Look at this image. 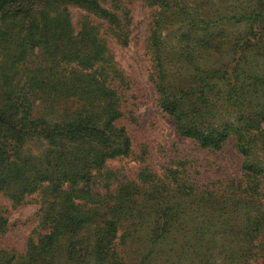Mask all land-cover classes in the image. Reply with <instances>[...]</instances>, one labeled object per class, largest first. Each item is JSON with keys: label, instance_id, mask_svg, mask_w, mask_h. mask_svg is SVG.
Instances as JSON below:
<instances>
[{"label": "rangeland", "instance_id": "1", "mask_svg": "<svg viewBox=\"0 0 264 264\" xmlns=\"http://www.w3.org/2000/svg\"><path fill=\"white\" fill-rule=\"evenodd\" d=\"M92 1L41 2L52 44L0 17V110L29 87L31 119L99 129L23 136L18 177L0 169V264H264V0ZM170 96L227 140L181 136ZM112 118L127 155L81 180L122 146Z\"/></svg>", "mask_w": 264, "mask_h": 264}, {"label": "trees", "instance_id": "2", "mask_svg": "<svg viewBox=\"0 0 264 264\" xmlns=\"http://www.w3.org/2000/svg\"><path fill=\"white\" fill-rule=\"evenodd\" d=\"M44 1L47 0H0V17L4 23L3 25L5 26V29L18 28L21 32L23 27L24 35L22 40H27L29 38L28 41H32V46H36L37 42L41 40V44L48 42L52 44L53 42L50 37L48 38L47 36H44V31L47 28H44V31H39L40 26L42 25L37 23V8L41 5V2ZM72 1L84 5H96V2L92 0ZM58 26H63V24L60 23ZM81 36L83 37V42H89L92 45H96V42L90 39L89 34L84 33ZM98 52L100 51L97 47L95 55H98ZM92 61L91 58L87 57L84 60V63L89 66V63ZM23 91H26V93L12 94L13 98L18 99L15 102L11 98V95L8 94L6 97L9 99V106L6 105L0 110V125L13 131V133H17L15 141L10 140L8 136H0V169L5 170L9 175H13L15 178L18 177V170L17 168H14V162L10 161V159L15 157L17 145L20 143L23 136L28 134H40L45 137H55L65 132L69 134H90L99 132V129L93 124V121H91L89 117L67 122L63 124L62 127L57 124H49L44 119H31L27 108L21 106L23 104L21 101H26V98L28 99V95L31 92L29 87L24 88ZM98 91L99 93H106V89L102 86L99 87ZM22 97L25 98L23 99ZM161 108L176 120L178 123L179 134L183 137L195 140L201 148H218L228 138V132H226V130L209 126L208 128L200 127V118L197 116L194 118L192 114L190 116L184 114L180 110L181 102L175 96H170L164 100L161 103ZM114 119H110L105 124V129L109 132L110 136L115 135L121 141L122 146L117 150L106 154L95 153L96 155L90 164L82 163V168H75V170H77V175L81 180L89 181L92 169H100L106 158L127 155L128 140L123 135V130L115 131L114 128H112L111 123ZM46 239L48 244H51L54 242L55 236Z\"/></svg>", "mask_w": 264, "mask_h": 264}]
</instances>
